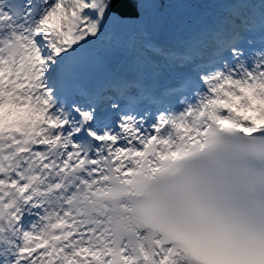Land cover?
Masks as SVG:
<instances>
[{"label": "snow or ice", "instance_id": "obj_1", "mask_svg": "<svg viewBox=\"0 0 264 264\" xmlns=\"http://www.w3.org/2000/svg\"><path fill=\"white\" fill-rule=\"evenodd\" d=\"M158 4L0 0V264H264V0Z\"/></svg>", "mask_w": 264, "mask_h": 264}, {"label": "bare ground", "instance_id": "obj_2", "mask_svg": "<svg viewBox=\"0 0 264 264\" xmlns=\"http://www.w3.org/2000/svg\"><path fill=\"white\" fill-rule=\"evenodd\" d=\"M181 1H187L185 9H180ZM225 2L227 0H166L173 14L170 15L167 11L153 14L151 23L157 26L152 36L153 41L168 48L177 47L192 26L205 21L210 22L222 15L225 10L219 5ZM177 14L181 15L180 20H176ZM185 15H189V20L185 19ZM159 59L161 62L164 60L163 57Z\"/></svg>", "mask_w": 264, "mask_h": 264}, {"label": "clouds", "instance_id": "obj_3", "mask_svg": "<svg viewBox=\"0 0 264 264\" xmlns=\"http://www.w3.org/2000/svg\"><path fill=\"white\" fill-rule=\"evenodd\" d=\"M251 166L256 169H264V160L252 159L250 161ZM131 199L139 200L142 197H133ZM166 203L170 213L179 214L184 209V199L180 193L171 192L166 194Z\"/></svg>", "mask_w": 264, "mask_h": 264}, {"label": "rangeland", "instance_id": "obj_4", "mask_svg": "<svg viewBox=\"0 0 264 264\" xmlns=\"http://www.w3.org/2000/svg\"><path fill=\"white\" fill-rule=\"evenodd\" d=\"M256 1V3H258V0H255ZM254 1V2H255ZM190 1H188V3H189ZM158 5L156 6V8H157V11L155 12V13H164L165 11H167V12H169V14L170 15H172L173 14V12H172V10H171V8H170V5L169 4H166V0H165V3H164V8L162 9V8H160L161 7V5H160V2H159V0H158ZM179 6H180V9H185L186 7H187V1H181L180 2V4H179ZM162 9V10H161ZM154 13V14H155ZM186 16V18L185 19H187V20H189V15H185ZM176 18V20H180V18H181V15H179V14H177V17H175ZM166 19V18H165ZM206 22H208V21H206ZM155 44H160V43H155ZM170 48H172V47H170ZM176 48V47H175ZM175 48H172V49H175ZM164 59V58H163Z\"/></svg>", "mask_w": 264, "mask_h": 264}, {"label": "water", "instance_id": "obj_5", "mask_svg": "<svg viewBox=\"0 0 264 264\" xmlns=\"http://www.w3.org/2000/svg\"><path fill=\"white\" fill-rule=\"evenodd\" d=\"M159 2H160V4H161V7H160V8H162V9H163V8H164V3H165V0H159ZM162 9H161V10H162Z\"/></svg>", "mask_w": 264, "mask_h": 264}]
</instances>
